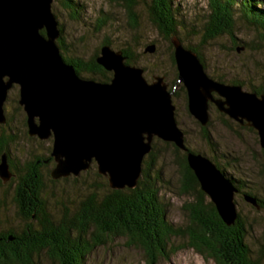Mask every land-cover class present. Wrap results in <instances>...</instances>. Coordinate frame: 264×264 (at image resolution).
I'll list each match as a JSON object with an SVG mask.
<instances>
[{
	"label": "water",
	"instance_id": "95a60500",
	"mask_svg": "<svg viewBox=\"0 0 264 264\" xmlns=\"http://www.w3.org/2000/svg\"><path fill=\"white\" fill-rule=\"evenodd\" d=\"M53 1L0 0V125L5 123L3 106L8 91L17 86L28 137L52 139L53 180L77 177L94 162L110 189L135 188L154 138L186 152L171 93L163 78L153 77L148 84L142 69L126 64L120 51L105 45L95 62L111 73L109 82L78 77L56 46L60 31L51 12ZM170 42L190 116L205 126L211 103L218 112L256 131L264 150V94L257 96L239 85L208 78L195 53L174 36ZM154 52V45L144 50ZM186 153L201 191L220 218L231 224L236 219L235 185L206 157ZM10 178L7 157L2 155L0 180L6 183ZM243 200L259 209L253 197L243 196Z\"/></svg>",
	"mask_w": 264,
	"mask_h": 264
},
{
	"label": "rangeland",
	"instance_id": "374dc122",
	"mask_svg": "<svg viewBox=\"0 0 264 264\" xmlns=\"http://www.w3.org/2000/svg\"><path fill=\"white\" fill-rule=\"evenodd\" d=\"M75 1L83 6L82 18L78 20L70 19L68 12L62 9L56 0L51 5V12L63 32L61 37L64 48L60 50V55L65 59L88 62L95 55H99V49L104 42H108V46L115 52L129 50L133 55L129 65L142 69L143 78L148 84L153 82V77H161L164 78L167 91L172 88L170 96L175 110L174 119L178 130L183 133L186 146L213 160L229 177L241 182L242 194L249 193L264 200V151L258 143L256 133L248 126L218 113L210 103L207 110L209 121L205 127L212 144H208L209 141L203 137L201 130L203 126L188 113L186 92L177 81V71L172 61L174 59L171 42L165 40L152 26L145 6L141 4L135 9L137 26L132 27L124 8L118 3L109 0ZM257 1L260 2L258 7L264 9V0ZM173 3L176 11V37L184 48L198 52L205 66L204 72L209 78H222L226 82L239 83L246 92L252 89H261L264 92V37H260L263 33L254 24H250L248 19L237 11L234 15L235 44L228 35L203 42L202 35L205 34L204 25L209 10L208 0H173ZM98 21L105 23L100 29L97 28ZM149 45L155 46L153 54L144 53ZM99 75L83 73L80 78L99 83H108L111 79L110 73H105V79ZM213 96L217 98L216 95ZM17 102L16 86L7 94L3 107L7 123L0 127V134L9 138L10 170L14 177V180L5 184L0 181V235L10 231L20 233L27 225L35 227V223L24 221L17 213L14 203L15 185L17 177L24 173L26 165L35 158H47L52 145V139L37 141L38 138L27 137L25 114ZM170 144L156 138L153 140L152 153L156 163L152 175L158 173L162 178L159 197L161 203L167 207L168 219L174 224H184L182 205L190 198L180 197V174L176 165V157H180V154L174 152ZM52 166L49 165V170L54 168ZM105 184V179L96 174L94 165L78 178H70L56 184L50 183L48 174H44L42 199L48 211L54 216H59L66 209H76L88 192L94 190L98 194L104 193ZM242 194L235 196L236 211L246 218L247 245L251 254L258 256L264 247V210H256L245 203ZM207 199L209 200L208 197ZM173 245L176 247L182 243L174 240ZM262 261L264 262V257ZM33 262L56 264L44 253L35 256ZM85 264L145 262L141 250L127 245L125 239L118 238L92 250L86 256ZM156 264L212 263L204 262L190 249H182L166 260H158Z\"/></svg>",
	"mask_w": 264,
	"mask_h": 264
},
{
	"label": "trees",
	"instance_id": "16d2710c",
	"mask_svg": "<svg viewBox=\"0 0 264 264\" xmlns=\"http://www.w3.org/2000/svg\"><path fill=\"white\" fill-rule=\"evenodd\" d=\"M56 1L62 9L68 12L70 19L82 18L81 8L83 6H80L75 0ZM109 2L118 3L124 8L132 27L137 26L135 9L143 4L148 19L158 34L167 41L173 35L176 36V11L173 0H109ZM259 5L260 2L257 0H208L209 10L202 41L206 42L221 35H228L235 44L236 39L233 35L234 15L237 11L263 33L260 34V37H264V9L259 8ZM104 25L105 23L102 21L97 22L98 29ZM59 31L60 37L56 41V46L60 52L64 48L61 27H59ZM103 45L108 46V42H104ZM170 46L172 47L171 44ZM185 48L195 53L200 63L205 67L196 50ZM121 53L126 58V64H129L132 61V53L129 50H122ZM96 57L95 55L88 62L63 57L62 59L74 68L78 77L83 73L100 74L105 79L106 71L97 65ZM172 61L174 62V60ZM213 80L227 85L239 84L226 82L222 78H214ZM171 91L172 88L169 92ZM249 93L260 96L264 92L261 89H252ZM216 111L218 112L217 109ZM4 116L6 117L5 113ZM223 116L226 115L223 114ZM6 123L0 127H4ZM201 130L203 137L208 139V144H212L206 127L203 126ZM252 131L254 130L252 129ZM254 132L256 133V131ZM170 145L174 152L180 154V157H176V165L180 174L179 194L182 195L180 197L190 198L182 205L185 217L184 224L172 223L168 219L167 207L160 201L162 178L158 173L152 175L156 163L152 150L143 160L142 174L135 188L112 190L107 185V179L96 171L100 178L105 179L106 191L98 194L97 191L92 190L79 202L76 209H66L59 216L52 215L42 199L43 175L48 174L49 182L56 184L70 178L76 179L88 170L81 172L77 177L69 176L53 180L51 177L52 168L50 170L48 168L50 164L54 167V160L50 152L47 158H35L29 162L24 173L17 177L14 191L17 213L24 221L35 223V227L27 225L20 233L10 231L0 235V264H34L33 258L43 253L56 264H85V258L92 250L118 238L125 239L127 245L141 250L145 264H156L160 259L166 260L182 249L194 251L206 263L264 264L262 261L264 247L259 251L258 256H253L247 245L246 218L236 211V219L231 224H226L218 215L214 204L207 199L208 196L201 191L186 159V152L196 155H200V153L191 150L186 144V152L174 144ZM8 146L9 138L0 134V159L2 155H6L11 174L10 180H14L10 170ZM211 162L235 185L238 190L237 195H241L243 184L229 177L216 162L213 160ZM92 165L96 167L94 162ZM243 196H251L256 200L259 209L249 204L252 208L264 210V200L249 193H243L242 200ZM174 240L181 241L182 245L174 247Z\"/></svg>",
	"mask_w": 264,
	"mask_h": 264
},
{
	"label": "bare ground",
	"instance_id": "6f19581e",
	"mask_svg": "<svg viewBox=\"0 0 264 264\" xmlns=\"http://www.w3.org/2000/svg\"><path fill=\"white\" fill-rule=\"evenodd\" d=\"M174 37H176V36H174ZM177 38V37H176ZM177 40H178V38H177ZM180 41V40H179ZM181 42V41H180ZM108 73H110V72H108ZM208 77V76H207ZM209 78V77H208ZM211 79V78H210ZM213 80V79H212ZM215 81V80H214ZM164 82V81H163ZM165 84V83H164ZM166 85V84H165ZM166 89H167V85H166ZM168 92V91H167ZM170 93V92H169ZM7 122V118L5 117V123ZM243 126H246L245 124H243ZM51 139V138H50ZM161 141V140H160Z\"/></svg>",
	"mask_w": 264,
	"mask_h": 264
},
{
	"label": "flooded vegetation",
	"instance_id": "af4514ba",
	"mask_svg": "<svg viewBox=\"0 0 264 264\" xmlns=\"http://www.w3.org/2000/svg\"><path fill=\"white\" fill-rule=\"evenodd\" d=\"M129 65V64H128ZM131 66V65H130ZM163 80H164V78H163ZM36 139V138H35ZM37 141H40L39 139H37ZM55 166V165H54Z\"/></svg>",
	"mask_w": 264,
	"mask_h": 264
}]
</instances>
